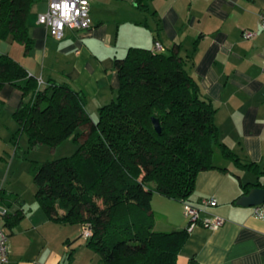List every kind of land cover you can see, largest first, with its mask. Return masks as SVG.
<instances>
[{
  "label": "trees",
  "instance_id": "trees-1",
  "mask_svg": "<svg viewBox=\"0 0 264 264\" xmlns=\"http://www.w3.org/2000/svg\"><path fill=\"white\" fill-rule=\"evenodd\" d=\"M34 1L0 0V38L11 35L26 53L32 43L27 17ZM145 1L133 4L146 10ZM179 50V43L168 50L129 46L115 57L118 86L98 108L96 121L85 109L82 92L66 83L38 87L37 78L18 61L0 55V87L11 83L22 93L12 114L17 123L13 143L25 133L30 147L54 146L69 137L77 144L70 155L33 161L30 170L35 197L50 219L89 226L86 245L98 254L99 264H176L188 231L154 229L151 196L157 192L187 201L196 174L214 167L215 144L223 156L264 176V168L240 162L219 141L216 107L188 69L191 54ZM253 184L262 182L241 184L243 192ZM1 192L2 219L11 226L21 212H9ZM71 255L69 251L68 263Z\"/></svg>",
  "mask_w": 264,
  "mask_h": 264
},
{
  "label": "crops",
  "instance_id": "crops-1",
  "mask_svg": "<svg viewBox=\"0 0 264 264\" xmlns=\"http://www.w3.org/2000/svg\"><path fill=\"white\" fill-rule=\"evenodd\" d=\"M145 3L146 10L133 8L134 18L123 19L130 23L128 29L136 32L133 36L126 33L125 24L120 31L119 27L109 28L95 17L88 29L66 28L64 36L57 39L36 21L37 13L45 10L46 4L45 0H35L27 17L31 48L26 53L23 44L7 35L0 38V55L8 54L29 74L41 78L44 85L66 83L82 92L91 117L114 96L118 86L115 57L123 56L129 46L153 49L155 39L167 50L179 43L181 55L191 54L189 71L216 107L214 122L219 141L240 162H254L262 170L264 33L258 29V17L264 11V0H146ZM245 28L257 32L245 39L241 36ZM21 98V91L11 83L0 87V128L11 134L17 128L12 114ZM4 116L12 119L13 124L3 123ZM212 163L214 167L196 174L194 191L187 201L201 209L200 218L216 215L223 222L216 227L198 224L187 230L176 264H189L190 260L195 264H264V218L253 213V205L235 202L246 193L241 184L264 182V176L223 156L216 144ZM211 196L216 203L205 206L202 200ZM150 205L154 229L187 226L181 212L182 201L154 192ZM19 209L21 217L11 226L1 221L8 233L4 264H99L97 253L81 235L82 225L54 221L39 204L28 208L21 205ZM69 251L72 255L68 263Z\"/></svg>",
  "mask_w": 264,
  "mask_h": 264
},
{
  "label": "rangeland",
  "instance_id": "rangeland-1",
  "mask_svg": "<svg viewBox=\"0 0 264 264\" xmlns=\"http://www.w3.org/2000/svg\"><path fill=\"white\" fill-rule=\"evenodd\" d=\"M133 8L140 11V8L136 7L132 0H89V17L92 21L95 17H99L108 24L109 28L119 27L120 31L123 24H125L126 33L129 32L128 35L133 36L136 32H133L134 29L132 28L128 29L130 23L123 20L126 17L134 18L135 15L131 13L134 10ZM91 117L96 121L98 113H93ZM13 122L12 119L4 116L3 123L12 125ZM10 129H13L12 126ZM10 136L11 133L8 130L0 128L1 195L8 200L9 212L14 213L20 205L28 208L38 204L35 197V184L30 170L32 162L47 161L70 155L76 149L77 144L69 137L54 146L41 143L30 147L25 133L19 134L16 144L13 143ZM16 145H18L17 148ZM181 212L183 214V206Z\"/></svg>",
  "mask_w": 264,
  "mask_h": 264
},
{
  "label": "built area",
  "instance_id": "built-area-1",
  "mask_svg": "<svg viewBox=\"0 0 264 264\" xmlns=\"http://www.w3.org/2000/svg\"><path fill=\"white\" fill-rule=\"evenodd\" d=\"M45 10L37 13L36 21L48 28L49 34L57 39L64 36L66 28H73L78 30L88 29L91 25L89 17V0H45ZM258 29L264 33V11L260 12L258 17ZM256 30L245 28L241 32V36L245 39L252 38L256 34ZM154 50H163L162 43L155 39L153 42ZM38 87L44 85L41 78L37 79ZM202 203L206 205H213L216 200L213 196L204 198ZM183 213L187 219V230H191L198 224L205 226H218L223 222V219L214 215L212 218H200V208L192 205L188 201H182ZM6 213V209L0 206V264L7 261V243L8 233L1 224L2 216ZM253 213L264 218V202L253 206ZM81 235L84 238L91 236L89 226L83 225Z\"/></svg>",
  "mask_w": 264,
  "mask_h": 264
},
{
  "label": "water",
  "instance_id": "water-1",
  "mask_svg": "<svg viewBox=\"0 0 264 264\" xmlns=\"http://www.w3.org/2000/svg\"><path fill=\"white\" fill-rule=\"evenodd\" d=\"M153 124L157 132H160V125L156 118H153ZM255 183V182H250ZM264 182L262 185L253 184L246 193L241 194L236 198L235 202L239 205L250 206L264 202Z\"/></svg>",
  "mask_w": 264,
  "mask_h": 264
}]
</instances>
